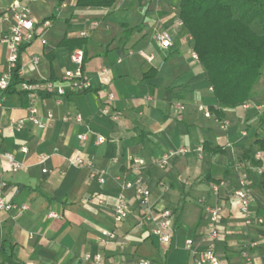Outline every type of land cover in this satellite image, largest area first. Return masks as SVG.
Masks as SVG:
<instances>
[{
  "label": "crops",
  "instance_id": "crops-1",
  "mask_svg": "<svg viewBox=\"0 0 264 264\" xmlns=\"http://www.w3.org/2000/svg\"><path fill=\"white\" fill-rule=\"evenodd\" d=\"M14 1L0 0V77L11 70L4 38L12 24L7 8ZM18 1L31 7L36 21L50 19L51 25L21 47L23 82L0 104V191L6 202L27 206L19 213L1 212L0 264H94L85 256L95 253L118 264H194L186 241L198 249L207 246L206 207L217 204L223 208L216 242L220 264H264V173L255 158L257 151L264 154L256 145L264 137V71L249 106L224 108L220 121L211 110L206 116L198 109L216 107L218 99L194 57V39L179 23L177 0H115L108 7H81L76 0ZM158 31L170 34L169 48L160 45ZM80 48L91 82L87 92L43 96L21 91L25 82L67 84L64 73L73 67L72 52ZM30 95L43 120L54 114L52 124L12 129V121L28 115ZM69 113H81L84 121H63ZM89 130L88 140L79 139ZM97 134L106 142L97 143ZM205 141L226 151H206ZM6 153L22 163L17 172ZM78 155L107 172L104 185L90 178L87 167L75 164ZM139 177L152 191L153 208L173 213L175 233L169 245L151 233L134 189L123 188ZM241 178L251 188L247 224L234 196ZM120 195L130 212L116 223L113 207ZM104 230L117 237L102 245L98 238Z\"/></svg>",
  "mask_w": 264,
  "mask_h": 264
},
{
  "label": "built area",
  "instance_id": "built-area-1",
  "mask_svg": "<svg viewBox=\"0 0 264 264\" xmlns=\"http://www.w3.org/2000/svg\"><path fill=\"white\" fill-rule=\"evenodd\" d=\"M6 19L12 20V24L8 35L4 38V41L9 44L10 55L9 63L11 68L16 66L17 59L20 53V49L25 44L32 42L35 38L39 36L41 30L47 29L51 25L50 19H45L42 22L36 21L32 16V9L28 5L21 4L20 1H14L8 8L6 13ZM183 24L182 20L179 21ZM160 45L163 48H169L171 45V36L167 31H158L156 34ZM42 42L45 44L47 41L42 38ZM194 57L198 58L197 53H194ZM71 61L73 67L69 68L64 73V79L67 84L57 83L54 80H44L36 83H23L22 87L28 91H38L44 92L55 96H63L67 93L72 92H83L87 91L91 87V82L88 74L84 69V50L82 48L77 49L71 54ZM34 64L38 62L37 58L33 60ZM11 74L10 72L4 73L0 77V92L7 89L10 85ZM114 99V94L111 92L108 95V100ZM1 104V100H0ZM248 107V103L244 104ZM181 109H184V105H179ZM198 109L203 111L206 116H211V111L205 105H199ZM108 112V109H105ZM46 120L42 119L40 116L38 107L36 104V97L30 95V104L28 107V115L20 120L12 121V129L21 130L28 123L35 125L38 128H46L50 126L54 120V114L49 112L45 115ZM65 122L82 123L84 117L81 113L68 114L63 117ZM92 132L89 130L87 132L79 134V139L86 141L89 139ZM106 137L100 134L96 135L97 143L106 142ZM202 147L199 148L201 150ZM182 151H185L182 149ZM11 170L17 172L21 167L22 163L12 154L6 153ZM255 158L261 161L259 167L260 173H264V154L262 151H257ZM47 159L46 156L42 157L41 161L44 162ZM75 164L87 167L90 171V178L97 181L98 183L104 185L107 181V172L104 170L97 169L95 163L92 159L78 155L74 159ZM138 164H145L143 159H135ZM166 158L160 163V166H165ZM47 171V169H43ZM124 189H134L136 196L139 199L141 207L143 209V218L149 223L150 231L155 235L162 244L169 245L175 233V224L172 211L163 207L158 210L153 208L152 205V191L144 183L143 178L139 177L134 181H127L123 185ZM217 190V186L214 187ZM251 188L249 182L241 178L238 181V187L234 190V196L240 201V210L242 215L246 218L247 223L250 222L251 214V200H250ZM100 202H103L101 200ZM27 209L26 205L18 206L14 203L6 202L0 191V226L2 223L1 212L2 211H17L22 212ZM129 205L124 195H120L113 207V217L116 223H121L129 215ZM223 208L221 205H208L206 207V213L208 215V234H207V246L204 249H198L194 246L193 241L188 239L186 241L187 247L192 251L194 256V264H220L219 257L216 252V242L222 234V229L220 227V220L222 216ZM51 216L55 217L57 214L51 213ZM262 222V219H259ZM117 237L115 231L104 230L99 236V243L102 245L106 244L108 241L115 239ZM251 245H256V242H252ZM244 256L248 261L251 260L249 253L244 252ZM85 259L92 261L94 264H118L110 263L107 261L105 256L101 253L87 254ZM138 264H149L146 260H141ZM252 264V263H251Z\"/></svg>",
  "mask_w": 264,
  "mask_h": 264
},
{
  "label": "trees",
  "instance_id": "trees-1",
  "mask_svg": "<svg viewBox=\"0 0 264 264\" xmlns=\"http://www.w3.org/2000/svg\"><path fill=\"white\" fill-rule=\"evenodd\" d=\"M179 16L194 39V51L207 71L218 105L210 110L220 121L224 108H236L249 102L254 86L264 71V0H177ZM81 7H108L115 0H76ZM85 65V51H84ZM20 53L11 68L10 85L0 92V100L17 90L23 82ZM27 94V90H21ZM87 92V91H83ZM43 96H51L41 93ZM264 129V115L260 117ZM264 150V137L256 140ZM211 153L226 147L203 143ZM2 249V242L0 241Z\"/></svg>",
  "mask_w": 264,
  "mask_h": 264
},
{
  "label": "rangeland",
  "instance_id": "rangeland-1",
  "mask_svg": "<svg viewBox=\"0 0 264 264\" xmlns=\"http://www.w3.org/2000/svg\"><path fill=\"white\" fill-rule=\"evenodd\" d=\"M262 109H263V108H262ZM262 109H261V111H263ZM221 181H224V183H223L222 185L225 186V185H226V180H225L224 178H222V179L220 180V182H221ZM213 188H214V187H213ZM217 188H220V187L218 186ZM214 189H215V188H214ZM257 221H259V218H258ZM245 222H246V224H247V220H246ZM258 223H260V222H258ZM248 240H249V239H248ZM252 242H254V239H253V240L250 239L248 243L251 244Z\"/></svg>",
  "mask_w": 264,
  "mask_h": 264
}]
</instances>
